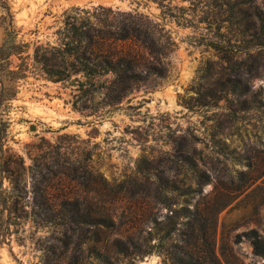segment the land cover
Wrapping results in <instances>:
<instances>
[{
	"label": "rangeland",
	"instance_id": "rangeland-1",
	"mask_svg": "<svg viewBox=\"0 0 264 264\" xmlns=\"http://www.w3.org/2000/svg\"><path fill=\"white\" fill-rule=\"evenodd\" d=\"M256 2L264 8V0ZM256 2L0 0V46L8 6L19 38L30 43L24 59H10L11 68L22 65L26 76L19 79L16 95L0 105V123H8L5 148L21 154L26 166L36 159L41 168L48 164L57 170L53 199L77 193L97 201L107 192L101 198L121 212L129 203L128 191L150 177L179 186L180 192L188 185L201 188L218 205L229 200L217 214L215 248L222 264H264L246 234L256 229L264 238V48L248 47L255 29L242 20L243 9L253 12ZM76 12L93 23L137 22L140 41L117 42L118 48L137 52L145 37L155 40L157 68L145 67L117 103H106L102 94H83L79 74L56 81L34 62L36 45H57L67 14ZM194 168L202 175L195 178ZM173 196L139 199L148 230L153 213L166 221ZM176 198L175 206L185 200L193 206L200 195ZM22 226L0 246V264H43L39 244L50 239L51 230L37 229L30 220ZM116 236L110 233L109 244ZM85 253L84 264H100ZM115 257L116 264H170L165 252Z\"/></svg>",
	"mask_w": 264,
	"mask_h": 264
},
{
	"label": "trees",
	"instance_id": "trees-1",
	"mask_svg": "<svg viewBox=\"0 0 264 264\" xmlns=\"http://www.w3.org/2000/svg\"><path fill=\"white\" fill-rule=\"evenodd\" d=\"M77 13L67 14L64 26L58 32L57 45H36L34 62L47 78L56 81L79 74L76 80L83 94H102L106 103H117L131 89V83L142 78L145 67L149 71L157 68L154 61H160L159 49L149 35L141 41L142 49L137 52L116 46L117 42L129 39L140 41L137 22L113 24L106 20L102 24L93 23L90 18L79 17ZM242 15V20L249 21L255 29L247 40L248 47L262 52L264 8L256 2L253 12L243 9ZM3 20L5 39L0 46V105L16 95L19 79L26 76L22 65L17 70L11 68L10 59L14 55L24 59L23 54L30 48L29 42L19 38L20 29L9 6ZM108 74H112V79H103ZM236 81L244 82L242 79ZM245 85L248 90L249 84L246 82ZM0 126V246L30 220L37 229L48 228L52 232L50 239L39 244L43 264H84L87 250L100 264H116L114 255L115 259L119 255L143 258L154 252H165L170 264H222L215 248L217 214L231 201L218 205L211 195H203L201 188L188 185L180 192L179 186L171 187L168 182L160 184L159 178L151 181L150 177L128 191L129 203L121 208V212L101 198V195L107 196V192H100L97 201L77 193L72 196L61 194L53 199L50 191L58 177L57 170L48 164L41 168L36 159L26 166L21 154H9L11 148H5L4 142L7 141L8 123H0ZM246 174L240 172L241 177ZM198 175L202 172L194 168L193 176L197 178ZM5 181H8L7 186ZM191 192L194 198L200 195L193 206L188 200L180 207L175 206L179 203L177 195ZM168 193L176 196L169 199L166 221H159L157 212L153 213L154 226L148 230V218L144 217L147 210L141 207L139 199L146 197L158 202ZM160 231H164L163 234ZM110 233L117 235L111 244ZM246 234L255 254L264 258V238L256 229ZM155 237L159 241L152 244Z\"/></svg>",
	"mask_w": 264,
	"mask_h": 264
}]
</instances>
